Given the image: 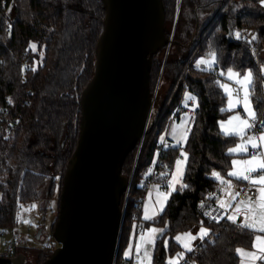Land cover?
<instances>
[{
	"label": "trees",
	"instance_id": "obj_1",
	"mask_svg": "<svg viewBox=\"0 0 264 264\" xmlns=\"http://www.w3.org/2000/svg\"><path fill=\"white\" fill-rule=\"evenodd\" d=\"M162 1L166 36V21L172 22L175 13L176 19L166 58L162 55L165 46L151 57L149 90L161 68L160 78L167 89L153 104L141 142L122 162L121 173L130 184L121 195L123 218L115 262L123 256L132 226L141 220L138 204L146 190L141 181L157 154L159 134L188 91L197 105L184 143V174L163 210L151 220H141L144 227L153 224L165 230L156 238L151 263L166 264L165 237L171 252L179 247L173 239L177 233L204 226L209 238L197 245L196 264H238L236 248L250 246L253 231L224 218L207 220L196 205L221 183L212 175L214 171L227 177L232 156L228 149L237 140L219 128L220 119L227 115L222 111L226 96L214 81V66L222 73L227 68L252 71L250 98L256 117L264 122V4L261 0ZM104 14L101 0H0V228L17 223L22 205L39 201L45 210L49 199L60 192L78 138L79 98L94 72ZM251 33L256 38L251 39ZM210 52L215 53L216 63L197 68L196 58ZM177 152L178 146L162 152L161 173L167 175L160 173L155 180H167ZM46 246L36 248V264L52 251ZM19 248L13 255L23 252L27 257ZM2 257L1 253L0 264H12Z\"/></svg>",
	"mask_w": 264,
	"mask_h": 264
},
{
	"label": "water",
	"instance_id": "obj_2",
	"mask_svg": "<svg viewBox=\"0 0 264 264\" xmlns=\"http://www.w3.org/2000/svg\"><path fill=\"white\" fill-rule=\"evenodd\" d=\"M101 1L94 72L81 90L78 138L51 232L57 245L39 264H112L123 218L120 199L130 184L122 162L150 119L151 57L171 41L164 34L162 0ZM2 258L25 263L23 252Z\"/></svg>",
	"mask_w": 264,
	"mask_h": 264
},
{
	"label": "snow or ice",
	"instance_id": "obj_3",
	"mask_svg": "<svg viewBox=\"0 0 264 264\" xmlns=\"http://www.w3.org/2000/svg\"><path fill=\"white\" fill-rule=\"evenodd\" d=\"M264 2V0H262ZM239 36V33L237 34ZM210 59L205 60L201 58L197 60L196 67L200 68L202 64L212 65L216 63V55L214 52L209 53ZM262 71H264V66H262ZM224 75V73H221ZM227 78L229 80H235V82L240 85V89L231 88L228 84H223L217 81L219 86L225 91L229 96V104L227 109H222V111L232 110L237 106V104L242 105L244 112L247 114V119L241 118L240 114L230 116L227 121H221L220 127L224 135L226 136H236L239 137L240 143L236 144L235 147L229 148L228 153L231 154H242L249 153V148L253 151L249 154L247 159H233L231 161L232 169L227 173L228 177H234L237 180H243L249 182L256 190V196L253 197L244 194V198L237 201L233 206L228 202H221V208H234L233 214L228 215L227 219L236 222L237 216L243 212L244 220L239 225L242 229H250L254 232L264 233V150L257 151L258 149H264V122H261L262 131L259 136L248 135V131L256 127V112L253 110L250 96L251 87L253 84V73L248 70L243 76L240 73L234 72L233 69H227ZM243 90L244 95L242 98L239 96V92ZM235 93V99H233V94ZM186 99L194 100L195 98L189 93L186 95ZM11 102V101H9ZM183 123V122H182ZM187 133L185 132L181 139L186 138ZM163 137L161 140L163 141ZM179 144V141L177 142ZM176 145H165V147H175ZM184 160L177 159L175 161L176 171L173 173V179L169 181L168 187L171 191H176V184L180 183V179L183 176L182 165L187 162V153L181 152ZM151 171V170H149ZM260 173L258 177L254 174ZM161 175H167V173H161ZM212 175L217 178L222 184L227 185L224 191L230 196L232 200H236L237 197L241 196V192L234 189L233 181L226 179L218 172H213ZM181 187H188L186 184H181ZM171 191L164 193L165 199L171 194ZM159 202V201H158ZM163 209H161L162 211ZM145 220H151L153 217L149 215L148 206L145 207ZM29 223V221H24ZM164 229L151 228L147 230V234H141V244L136 246L137 253L140 252L141 247L144 244L153 245L157 233H163ZM201 239L208 235V229L201 228L198 234ZM183 238L186 242L183 247L187 251H192L191 245L188 241L195 240L197 237L192 236L190 233L183 234ZM176 239L179 241L182 239L181 236H177ZM253 248L257 249L256 252H248L242 248H237L236 252L242 257L248 258L250 260L259 259L264 261V235H256L255 241L253 243ZM126 256L130 255V251L125 253ZM144 256L151 259L150 253L147 249L144 251ZM183 253H178L177 257H182ZM143 264V262H142ZM168 264H178L176 259H170ZM244 264V260L241 261Z\"/></svg>",
	"mask_w": 264,
	"mask_h": 264
},
{
	"label": "rangeland",
	"instance_id": "obj_4",
	"mask_svg": "<svg viewBox=\"0 0 264 264\" xmlns=\"http://www.w3.org/2000/svg\"><path fill=\"white\" fill-rule=\"evenodd\" d=\"M261 2H262V0H261ZM262 3L264 4V2H262ZM175 19H176V13H175V18L172 22L170 20L166 21V25H167L166 27L169 29V33H168L169 36L167 35V37H169L171 39V41H172ZM249 37L251 39L256 38V35L254 33H251L249 35ZM171 41H170V43H171ZM170 43L165 45V47L163 48L162 55L164 56V59L167 56V52L170 48ZM201 58H204L205 60L210 59L209 55H203V56L197 57L195 62H197V60H200ZM227 69H229V68H227ZM227 69L225 70V75H224L225 77L222 75V79H221L220 83L224 82L225 84H228L231 88L237 89L236 86H238V84L235 82V80H229L227 78ZM231 69H233V68H231ZM161 70H162V68L160 69L159 77H157L155 82L152 83V89L150 92L151 97H152V107H153L154 102H157L158 99L162 98V96L164 95V93L167 89V84L165 83V81L163 79L160 78V75L162 72ZM233 71L240 73L239 71H237L235 69H233ZM246 72H248V69H246L243 73H240L241 76H243ZM223 92L226 96L224 109H227L228 104H229V96L225 93L224 90H223ZM189 93L190 92H188V91L184 92L183 102H182L183 107H185L184 112L181 113L178 118L174 119L172 122L167 124L165 126V128L161 131V133L159 134V138H158L160 141L161 137L164 136L166 129L168 127L167 132H168L169 141L171 142L172 145L178 146V152L176 154L174 164H173L172 169H171L172 170V174L170 175L171 180H172L173 173L176 171L175 161L178 158L181 160H184V157L181 155V152L187 153L184 149V143H185L186 138L181 139V137L183 136V134L185 132L188 134V125H189L190 117H191V114H192L195 106L197 105V99L193 94L190 93L195 98L194 100L189 101V99H186V95ZM235 98L236 97H235V93H234L233 99H235ZM238 105L239 104H237V106L235 108H233L232 110H227V115L225 117L221 118L219 121V128H221L220 127L221 121H227L230 116H233V115H236L237 113H240ZM151 116H152V108H151V112H150V118H151ZM149 120L150 119L148 118V124H149ZM186 137H187V135H186ZM178 141H179V144H177ZM156 158H157V155L155 153L150 166H148V169H147L148 172L154 166V164L156 162ZM184 165L185 164H183L181 166L182 170L184 169ZM167 179H169V177ZM170 191H171L170 188L169 189L168 188L162 189L160 200L165 199L164 195H162V194L168 193ZM123 193L126 194L127 192H123ZM58 195H59V191L55 193L52 205H50L51 202H50V204L48 202L47 208L45 210H42L40 208L41 204L39 201H36L34 203L30 202V203H28L26 205H22L20 207V209L18 211L17 223L12 227L0 228V254L4 251L6 241L9 240L13 235H18V236L23 237L25 239V242L22 245H20L21 248H19V250H24V252L27 254L28 264H36V258H35V254H36V250H37L36 248L46 246V242L47 241L50 242L51 239H53V238L50 239V235H51V232L53 229V222H54L55 218L57 217V213H58ZM144 196L142 197L141 211L143 210V203L145 200ZM168 197H169V195L167 196V199H168ZM167 199H165V204H166ZM50 200H51V198L49 199V201ZM120 206L123 210V202H121V199H120ZM154 208H156L155 205H154ZM24 221H29V223H25ZM151 228L158 229L159 226H153L152 224H150L148 226H145L143 229H141L137 232L135 231V226H132L130 238L128 240L127 245L123 249V253H122L123 257L127 258L129 256V255L126 256L125 253L131 250V246L133 245V243H135L134 244L135 248L137 245L141 244V234H147V230L151 229ZM201 228L207 229L204 226H200V228L195 232L182 231V232L177 233L173 237V239L179 245V247L177 249L171 251V252L168 249V238L165 237L163 239V242H162L163 246H164V252H165L164 262L166 264H168V261L170 259H176L177 261H179L180 257H177L178 253L184 254V252H189L183 247V244L186 242V240L183 238V234L190 233L192 236L197 237L195 240L188 241L190 243L192 249H193L195 243L203 240L206 236L203 239H201L198 235L200 233ZM39 230H40V234H39V236H37V233ZM177 236H181L182 239L178 241L176 239ZM156 240L157 239L155 238L154 246H155ZM51 242H53V241H51ZM154 246L144 244L141 247V249L143 251H145V249H147L148 252L150 253V255L153 256Z\"/></svg>",
	"mask_w": 264,
	"mask_h": 264
},
{
	"label": "built area",
	"instance_id": "obj_5",
	"mask_svg": "<svg viewBox=\"0 0 264 264\" xmlns=\"http://www.w3.org/2000/svg\"><path fill=\"white\" fill-rule=\"evenodd\" d=\"M221 73L222 70L220 67L214 66L212 68V74L214 76V81H220L221 80ZM184 96V93H183ZM183 96L180 99L177 107L174 109V111L172 112L171 116H170V120L169 123L172 122L174 119H176L177 114H181L184 112L185 107H183ZM244 114H241V117H243ZM261 122H263L262 120L258 119L256 117V127L250 129L248 132L250 133H257L259 131H262L261 128ZM168 123V124H169ZM168 127L166 129V132L163 136V141L160 140L158 145H157V158H156V162L154 164V166L150 169L151 171H149L142 179L141 181V185L144 186L146 189H148L154 182H155V178L157 176L160 175L161 173V168L164 166L163 160L161 159V154L162 152L165 151V149L167 147H165V145H172L171 142L169 141L168 138ZM256 174H260V173H256ZM161 186L163 187H167L169 182L166 180L163 183H160ZM225 188V184L222 183H218L216 184V186L214 187V189L208 193L206 196L200 198L197 202V211L198 213L203 216L204 218H206L207 220L210 221H219L222 219L223 216V209L218 205L217 203V197L224 191ZM243 191H245V193L249 194V195H255V188L253 186H245L243 188ZM142 202V201H141ZM138 206H140L141 208V203L138 204ZM144 226H142V221L139 219L136 221V226H135V231H139L141 229H143ZM158 229H163L162 227H159ZM162 233H157L156 234V238L159 237ZM207 237L209 238V236L207 235ZM53 241V242H51ZM51 241H47L46 245L53 249L57 243L55 242L54 239H51ZM203 240L198 241L197 244H194V247L192 249V251L190 252H186L183 254L182 257L179 258L178 264H196L193 255L196 254L197 252V245L201 244ZM25 242V239L23 237H20L18 235H13L9 240L6 241L5 243V247H4V251L2 252V254L5 257L8 256H12L15 253V250L17 247H19L20 245H22ZM135 243H133V245L131 246V250H130V255L125 258V257H121L119 258L116 262V254L115 257L113 259L112 264H152V256L151 259L149 261L148 257L144 256V251L142 249H140V252L137 253L136 248H135ZM45 245V244H44Z\"/></svg>",
	"mask_w": 264,
	"mask_h": 264
},
{
	"label": "crops",
	"instance_id": "obj_6",
	"mask_svg": "<svg viewBox=\"0 0 264 264\" xmlns=\"http://www.w3.org/2000/svg\"><path fill=\"white\" fill-rule=\"evenodd\" d=\"M224 73V75H225V71L223 72ZM223 75V76H224ZM225 77V76H224ZM223 84H225L224 82H223ZM237 87V89H240V85H238V86H236ZM243 95H244V92H243V90H241L240 92H239V96H240V98H242L243 97ZM190 101V100H189ZM250 101H251V98H250ZM251 105H252V108H253V110H254V107H253V104H252V101H251ZM238 108H239V114H240V116H241V114H244V116L243 117H241V118H243V119H247L248 117H247V114L244 112V109H243V107H242V105H238ZM255 111V110H254ZM221 129V128H220ZM260 132L261 131H259V132H257V133H250V132H248V135H256V136H259V134H260ZM238 143H240V139H239V137H237V140H236V142L233 144V145H231L229 148H232V147H235V145L236 144H238ZM260 150H264V149H258L257 151H260ZM253 150L251 149V148H249V153H242V154H232V156H231V161L233 160V159H247V158H249V154L252 152ZM232 169V164H231V166H230V168H229V170H228V172L230 171ZM172 174V170H171V172H170V174H169V179H167V181L169 182V181H171V179H170V175ZM258 175L259 174H254V176H256V177H258ZM226 179H228V180H232L233 181V185H234V189L235 190H237V191H240L241 192V196L240 197H237V199L236 200H232L231 198H230V196L225 192V191H223L218 197H217V203H218V205H220V203L221 202H228V203H231L233 206L237 203V201L238 200H240V199H243L244 198V194H245V191H243V188L245 187V186H252L249 182H247V181H243V180H237L236 178H234V177H225ZM172 179H173V175H172ZM161 182L160 181H158V180H155V182L148 188V189H146L145 190V193H144V197H145V200H144V203H143V210L141 211V213H140V218H141V220L143 221V220H145L144 219V215H145V207H146V205L148 206V211H149V215H151L153 218H155L158 214H159V212H160V210L164 207V205H165V199H161L160 200V198H161V190L162 189H164V188H168L169 189V187L167 186V187H163V186H161V184H160ZM227 187V185H225V188ZM224 188V189H225ZM249 195V194H248ZM251 196H253V197H255L256 196V190H255V195H251ZM53 200H54V196L51 198V200L49 201V204H50V202H51V204L50 205H52V203H53ZM159 201V202H158ZM34 202H36V201H33V202H31V203H34ZM154 205L156 206V208H154ZM141 207H142V205H141ZM223 209V216H222V219L224 218V219H227V216L228 215H232L233 214V211H234V208H222ZM243 220H244V214H243V212H241V214H239L238 216H237V220H236V223H239V224H241L242 222H243ZM147 221V220H146ZM153 225V224H152ZM153 226H155V225H153ZM208 229V228H207ZM208 231H209V229H208ZM209 233V232H208ZM256 235H264V233H258V232H254L253 231V235H252V240H251V244H250V246H248V247H242V246H239V247H237V248H242V249H244V250H246V251H248V252H256L257 251V249H255V248H253V243H254V241H255V236ZM236 248V249H237ZM238 254V253H237ZM238 257H239V261H238V264H241V261L242 260H244V264H263L262 263V261L261 260H259V259H256V260H250V259H248V258H245V257H242L240 254H238ZM27 261V257H26V255H25V262ZM25 264V263H24Z\"/></svg>",
	"mask_w": 264,
	"mask_h": 264
}]
</instances>
